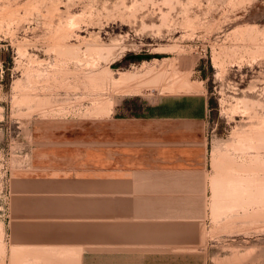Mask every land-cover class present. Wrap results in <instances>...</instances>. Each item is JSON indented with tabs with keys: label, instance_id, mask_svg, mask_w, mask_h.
I'll return each instance as SVG.
<instances>
[{
	"label": "rangeland",
	"instance_id": "1",
	"mask_svg": "<svg viewBox=\"0 0 264 264\" xmlns=\"http://www.w3.org/2000/svg\"><path fill=\"white\" fill-rule=\"evenodd\" d=\"M121 47L115 62L102 56ZM144 53L160 56L123 60ZM124 69L140 94L114 82ZM186 94L209 100L210 210L199 241L133 264H264V0H0V264H51L9 232L14 175L43 147L40 123Z\"/></svg>",
	"mask_w": 264,
	"mask_h": 264
},
{
	"label": "crops",
	"instance_id": "2",
	"mask_svg": "<svg viewBox=\"0 0 264 264\" xmlns=\"http://www.w3.org/2000/svg\"><path fill=\"white\" fill-rule=\"evenodd\" d=\"M201 96L40 123L43 147L13 179V246L51 264H133L199 241L212 195Z\"/></svg>",
	"mask_w": 264,
	"mask_h": 264
},
{
	"label": "bare ground",
	"instance_id": "3",
	"mask_svg": "<svg viewBox=\"0 0 264 264\" xmlns=\"http://www.w3.org/2000/svg\"><path fill=\"white\" fill-rule=\"evenodd\" d=\"M71 48V47H70ZM73 48V47H72ZM89 48V47H88ZM74 49V48H73ZM98 49V48H97ZM97 49H96V51H97ZM104 49V48H103ZM109 50H108V52H107V55L106 56H104V55H102L103 57H110V59L113 61V62H115V61H117L118 59H120L123 55H124V53H125V51L127 50V48H125V47H121V50L119 51V52H115V48H108ZM70 51V53L73 51V52H76V54L78 55V50H76L75 51V49L74 50H72L71 51V49H69ZM78 51V52H77ZM89 51V50H88ZM98 51L100 52V48L98 49ZM72 52V53H73ZM157 58V57H156ZM156 61H157V59H156ZM161 61V60H160ZM144 62V61H143ZM145 63H147V61H145L144 63H143V65L145 64ZM218 63V62H217ZM143 65H142V68H143ZM146 65V64H145ZM144 65V66H145ZM148 66H151V65H149L148 64ZM147 66V67H148ZM154 67V66H153ZM161 67V66H160ZM108 71L109 72H104V76L106 75V74H109V73H111V72H113L114 71V69L111 67V66H108ZM162 69V68H161ZM144 70H145V68H144ZM157 70V69H156ZM105 71H107V70H105ZM147 71V73H152V72H155V70L153 69V68H148V70H146ZM145 72V71H144ZM106 73V74H105ZM141 73V72H140ZM143 73V72H142ZM147 73H145V74H147ZM160 74H162V72H159ZM101 74V73H100ZM156 74H158V73H156ZM159 74V75H160ZM111 75V74H110ZM139 75V73L138 72H136V71H133V70H122V71H119L118 72V76H116V77H113V79H114V82H116V83H118V84H125V85H127V86H125L126 88H125V92L126 93H134V94H140L141 92H142V90H143V87H142V85L141 84H135V85H132L131 84V82L133 81V80H135L136 79V77ZM155 75V74H154ZM159 75H157V76H159ZM108 75H106V77H107ZM142 75H140V77H141ZM150 76V75H149ZM151 76H152V74H151ZM108 78V77H107ZM144 78L146 79V77L144 76ZM148 78V77H147ZM151 78V77H150ZM105 79V78H104ZM111 79V78H110ZM143 81V80H142ZM147 81V80H146ZM149 81V80H148ZM143 83V82H142ZM191 83H193V82H191ZM185 84H187V83H185ZM145 85H147L146 83H145ZM122 86V85H121ZM124 88V87H123ZM150 90V89H149ZM153 90V89H152ZM156 92V91H155ZM146 94V93H145ZM242 101L243 102H245L246 100L244 99V98H242ZM260 104V103H259ZM113 103L112 102H109V103H103V104H99L98 105V107H97V109L100 111V112H102V113H106V114H109L111 111H112V109H113ZM246 107V106H245ZM2 247V246H1Z\"/></svg>",
	"mask_w": 264,
	"mask_h": 264
},
{
	"label": "trees",
	"instance_id": "4",
	"mask_svg": "<svg viewBox=\"0 0 264 264\" xmlns=\"http://www.w3.org/2000/svg\"><path fill=\"white\" fill-rule=\"evenodd\" d=\"M160 55H151V54H131V55H126L123 60L124 61H128V62H136V61H142V60H145V59H150V58H153V57H159Z\"/></svg>",
	"mask_w": 264,
	"mask_h": 264
}]
</instances>
